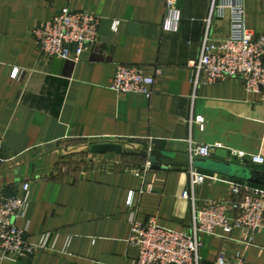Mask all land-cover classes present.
I'll return each instance as SVG.
<instances>
[{
    "label": "crops",
    "instance_id": "obj_1",
    "mask_svg": "<svg viewBox=\"0 0 264 264\" xmlns=\"http://www.w3.org/2000/svg\"><path fill=\"white\" fill-rule=\"evenodd\" d=\"M234 2L243 6L246 29L264 30V0ZM176 6L178 27L167 30L160 0H0V198L21 193L27 182L28 208L17 225L29 240L59 233L57 250L16 264H135L137 249L128 242L131 210L139 222L154 217L165 229L189 230L192 205L183 192L190 188V167L81 153L90 141L180 153H188L190 141L220 143L209 157L217 158L218 149L264 156V104L238 79L199 86L193 114L202 116V127L190 124L202 37L207 30L211 38L225 39L229 11L208 24L211 0H177ZM64 8L99 18L96 41L77 62L40 53L33 35ZM119 64L136 65L154 78L150 97L109 88ZM14 68L20 70L16 78ZM197 170L207 175L195 191L198 205L230 198L226 179L232 178ZM65 236L71 242L62 252ZM202 241L201 264H215L221 251L230 259L240 251L248 263L264 264V224L250 242L242 230L229 239L203 235Z\"/></svg>",
    "mask_w": 264,
    "mask_h": 264
},
{
    "label": "built area",
    "instance_id": "obj_2",
    "mask_svg": "<svg viewBox=\"0 0 264 264\" xmlns=\"http://www.w3.org/2000/svg\"><path fill=\"white\" fill-rule=\"evenodd\" d=\"M165 5L164 28L176 30L179 23L177 0H160ZM229 11V34L225 39L215 40L206 30L200 44L198 58L193 64V92L191 95L190 124L202 127L203 118L194 115L197 88L211 85L226 79H238L248 92L259 97L264 104V30L255 34L246 29L243 6L234 0H211L208 24L214 17H221ZM99 18L92 12L76 11L68 8L57 11L49 20L39 23L33 30L40 53L60 59L77 62L97 38ZM20 74L12 69L11 77ZM154 78L148 76L141 67L119 64L109 82V88L122 95L140 93L147 97L152 94ZM0 138V163L4 155ZM190 141L188 153L209 157L215 148ZM228 160L262 166L264 156L231 149ZM207 175L190 168V188L183 197L191 201V222L188 231L178 232L158 225L152 217L142 223L131 210L127 221L130 225L128 242L137 249L135 264H201L202 236L212 235L230 238L235 230L246 233L247 242L264 224V186L240 180L226 179L231 187V196L226 201L210 200L203 205L197 204L196 189ZM29 185L24 182L21 193L0 198V264H16L21 258L32 257L41 250H57L59 233L45 231L36 240L25 236V229L16 221L24 218L28 208ZM130 192L126 204L131 206ZM71 237L65 236L60 251L66 252ZM215 264H250L240 251L233 258H227L221 251Z\"/></svg>",
    "mask_w": 264,
    "mask_h": 264
},
{
    "label": "water",
    "instance_id": "obj_3",
    "mask_svg": "<svg viewBox=\"0 0 264 264\" xmlns=\"http://www.w3.org/2000/svg\"><path fill=\"white\" fill-rule=\"evenodd\" d=\"M80 152L92 154L116 153L124 156L141 157L151 165L163 164L190 167L264 186V170L230 162L227 160V152L221 149L215 152L217 158H211L189 153L157 150L135 142L106 139L90 141L84 145Z\"/></svg>",
    "mask_w": 264,
    "mask_h": 264
},
{
    "label": "trees",
    "instance_id": "obj_4",
    "mask_svg": "<svg viewBox=\"0 0 264 264\" xmlns=\"http://www.w3.org/2000/svg\"><path fill=\"white\" fill-rule=\"evenodd\" d=\"M136 158H141V157H136ZM141 159H144V158H141Z\"/></svg>",
    "mask_w": 264,
    "mask_h": 264
}]
</instances>
